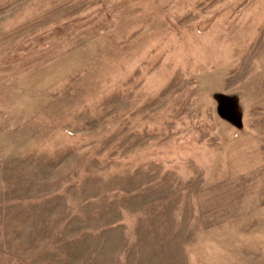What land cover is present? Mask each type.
Wrapping results in <instances>:
<instances>
[{"label":"rangeland","instance_id":"1","mask_svg":"<svg viewBox=\"0 0 264 264\" xmlns=\"http://www.w3.org/2000/svg\"><path fill=\"white\" fill-rule=\"evenodd\" d=\"M0 264H264V0H0Z\"/></svg>","mask_w":264,"mask_h":264}]
</instances>
